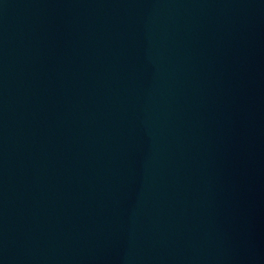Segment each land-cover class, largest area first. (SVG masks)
Returning a JSON list of instances; mask_svg holds the SVG:
<instances>
[{"label": "water", "instance_id": "95a60500", "mask_svg": "<svg viewBox=\"0 0 264 264\" xmlns=\"http://www.w3.org/2000/svg\"><path fill=\"white\" fill-rule=\"evenodd\" d=\"M0 264H264V0H0Z\"/></svg>", "mask_w": 264, "mask_h": 264}]
</instances>
